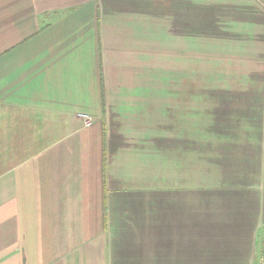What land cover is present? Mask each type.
Instances as JSON below:
<instances>
[{
    "label": "crops",
    "instance_id": "1",
    "mask_svg": "<svg viewBox=\"0 0 264 264\" xmlns=\"http://www.w3.org/2000/svg\"><path fill=\"white\" fill-rule=\"evenodd\" d=\"M262 198L264 0H0V264H251Z\"/></svg>",
    "mask_w": 264,
    "mask_h": 264
},
{
    "label": "rangeland",
    "instance_id": "2",
    "mask_svg": "<svg viewBox=\"0 0 264 264\" xmlns=\"http://www.w3.org/2000/svg\"><path fill=\"white\" fill-rule=\"evenodd\" d=\"M164 41H165L164 38H159L158 40L159 50L164 45ZM160 183L163 187H169V188H172L174 187V185L179 184V185H182L181 189L186 190V188H184V185L187 184V181H186V176L182 174V181H178L175 178L173 179V177L172 179L165 177L164 180H162ZM219 183L220 182H218V184ZM260 184L261 182L258 183L259 188H260ZM189 187H190V190H197L196 181L191 179ZM216 187H217V182L215 178L212 175L207 174L206 180H205V188L199 191H204V190L216 188ZM230 190H234L238 194L239 197L241 195H245V196L248 195L241 187H232V188L220 187L219 190L216 191V194H214L212 191L210 195L206 196L207 197L206 202L205 203L202 202L200 204L198 202L197 191L190 193V201H189L190 209H191L190 212H191V216H193V218L191 219L202 220L204 218L205 221L212 222V223H218L219 221H226V219H230L231 215L236 214L238 211L244 213V211L242 210L244 208V204L241 206V210H238V204L236 202H230L228 200L224 201L225 200L224 198L229 196V194L223 193V192L230 191ZM234 198L239 202L240 200L243 199V198H238V197H234ZM258 206H259L260 215L257 219V225L259 226V228H261V231H264V212H262L264 210L263 198H262V201L260 200ZM199 209L202 210L203 217H198ZM239 218L243 219L244 217L240 216ZM263 246H264V232H261V233L257 232L255 235V245H254L255 256L251 264L256 263L258 256L261 254L260 251Z\"/></svg>",
    "mask_w": 264,
    "mask_h": 264
},
{
    "label": "built area",
    "instance_id": "3",
    "mask_svg": "<svg viewBox=\"0 0 264 264\" xmlns=\"http://www.w3.org/2000/svg\"><path fill=\"white\" fill-rule=\"evenodd\" d=\"M82 118L85 122V126H90L92 121L91 117L87 115H83ZM260 253L261 254L258 256V259L255 264H264V246L261 248Z\"/></svg>",
    "mask_w": 264,
    "mask_h": 264
}]
</instances>
